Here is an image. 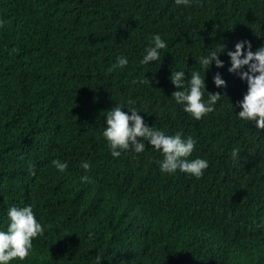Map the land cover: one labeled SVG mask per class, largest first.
Returning <instances> with one entry per match:
<instances>
[{"label":"trees","instance_id":"trees-1","mask_svg":"<svg viewBox=\"0 0 264 264\" xmlns=\"http://www.w3.org/2000/svg\"><path fill=\"white\" fill-rule=\"evenodd\" d=\"M0 21V230L27 205L44 227L9 264H264V129L238 117L247 83L227 55L238 41L264 45V0H0ZM156 34L167 48L141 64ZM221 43L223 67L205 69L220 100L195 120L169 77L203 75L200 58ZM120 56L128 64L109 73ZM115 105L191 136L203 176L162 172L147 141L113 157L102 133Z\"/></svg>","mask_w":264,"mask_h":264},{"label":"clouds","instance_id":"clouds-1","mask_svg":"<svg viewBox=\"0 0 264 264\" xmlns=\"http://www.w3.org/2000/svg\"><path fill=\"white\" fill-rule=\"evenodd\" d=\"M177 5H189L190 0H175ZM3 22L0 21V26ZM151 45L146 49V54L140 61L147 64L161 60L160 50L166 49L167 44L159 34L152 37ZM245 45L247 48L245 49ZM234 51H227L231 66L230 73H236L241 80L246 81L247 90L243 98L237 101L240 107L238 117L244 121H254L257 129H264V45L256 51L251 50V43L247 40L238 41L234 45ZM226 45L221 43L215 50H211L207 56H202L199 63L204 67V74L193 71L185 84V72H172L169 79L179 90L172 92L171 96L177 104L184 106V111L191 114L195 120H200L209 113L215 111V105L220 100L221 92H207L205 83V69L212 62L217 68L223 67L224 62L219 59V54L224 52ZM128 64L124 56L117 57V61L108 72L115 68H123ZM247 66V70L245 69ZM216 87H226V82L221 78L220 73L213 76ZM136 83H149V80H133ZM208 93L207 100L204 98ZM131 105L134 102L129 100ZM123 107L115 105L107 112L105 117L106 127L102 133L108 143V147L113 157H119L122 151L134 150L141 153L145 149V141L156 150L162 152L163 159L159 161L162 172L174 173L177 170L200 178L204 170L209 167L206 159H189L195 150L196 141L188 136L183 138L177 132L174 135H167L164 131L154 129L146 125L143 117L132 107L128 108L131 114L122 111ZM239 154L238 149H233L232 156L235 159ZM53 165L61 172H64L68 165L60 160H53ZM81 167L90 170L88 162H83ZM31 172V170H30ZM91 178L85 174L81 177L84 183L90 182ZM9 223L6 230H0V264H9L14 259L25 260L32 250L33 240L44 234V227L36 219L31 205L23 207H10L7 211ZM91 237V234H89ZM100 264L101 258H97Z\"/></svg>","mask_w":264,"mask_h":264}]
</instances>
